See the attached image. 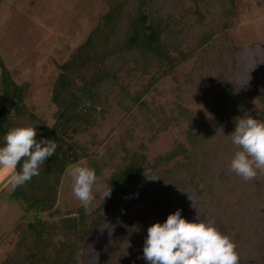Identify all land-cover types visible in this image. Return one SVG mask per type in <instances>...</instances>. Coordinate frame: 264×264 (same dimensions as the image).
Instances as JSON below:
<instances>
[{
  "label": "trees",
  "instance_id": "trees-1",
  "mask_svg": "<svg viewBox=\"0 0 264 264\" xmlns=\"http://www.w3.org/2000/svg\"><path fill=\"white\" fill-rule=\"evenodd\" d=\"M222 1L226 2L224 6ZM169 2L173 0H105L107 12L100 17L94 30L72 58L59 67V76L51 96L53 105L58 108L56 123L52 128L37 122L27 110L24 92L12 83L0 58V147L3 146V136L10 129L25 126H36L37 140L46 138L56 141L58 145L55 154L40 167V175L23 186H17L10 195L11 199L19 202L32 215L28 231L32 234L33 241L30 246L26 245V239L19 244L26 245L24 258L13 257L3 264L78 263L81 246L96 229L105 226L114 217L121 203L133 194L148 164L145 155L130 153L123 145L126 164L110 178L111 197L106 198L96 211L85 213L81 209L78 211V219H69L65 224L62 222L61 225H55L50 219L56 212L62 174L70 164L79 162L87 155L82 149L81 154L72 153L71 157L62 155V148L67 144L65 138L69 140L67 134L92 126L96 108L105 104L104 93L114 84L116 74L128 61L133 65L134 72L142 75L149 74L156 63L162 72L161 78H164L174 76L176 68L188 63L200 52L201 57L196 59L192 71L185 76L184 83L193 89L210 85L212 68L209 67L204 47L217 34L227 42L220 49L214 65L217 69V83L222 91L219 97L230 98L231 112L228 113L222 105L215 103L205 117L176 105V116L165 117L162 110H149L147 104L141 103L139 107L146 113L143 116L144 124L154 138L159 133H164L171 124H187L184 133L189 149L178 144L169 153L158 157L150 168L156 171L158 183L163 186L159 193L179 190V194L187 198L190 190L196 189L204 201L198 205L197 211L203 208L205 215H211L218 223L223 224L222 233L231 239L235 248L238 247L240 254L245 251L242 257H258L260 245L256 242L246 244V238L254 237V230H259L263 224L258 222L262 218L257 217L254 221H251L252 218L241 220L237 218L236 212H240L238 208H243L242 210L247 209L250 213L247 206L251 205L256 209L253 212L260 216V208L264 207V171L259 172L253 181H245L229 171L230 161L236 151L229 135L235 131L236 121L243 117L264 121V93L248 92L245 99H241L235 83V49L227 36L235 28V0H212L216 19L209 22H205L200 8L195 6L192 14L196 20L190 26L192 36L188 37L181 30L171 33L170 41L163 39L168 29L166 23L173 14V10L167 5ZM182 39L192 42L187 52L177 42ZM159 80L160 78H152L150 88ZM74 91L79 92L91 105L88 107L79 101ZM213 96L218 97L214 92ZM253 100L259 102L260 109H252ZM147 113H151L150 118L146 116ZM151 119L154 120L152 124ZM178 157H182L185 163H174L171 168L161 169ZM20 168L21 165H18L15 171L19 172ZM197 183H201V189ZM233 199L237 201L233 202ZM150 207L157 221L159 208L156 204ZM234 220L238 222L237 229L232 226ZM132 241H137L143 247L144 242L137 239L112 244L116 249L110 251L113 264L132 253ZM242 247L244 249L240 252Z\"/></svg>",
  "mask_w": 264,
  "mask_h": 264
},
{
  "label": "rangeland",
  "instance_id": "rangeland-1",
  "mask_svg": "<svg viewBox=\"0 0 264 264\" xmlns=\"http://www.w3.org/2000/svg\"><path fill=\"white\" fill-rule=\"evenodd\" d=\"M221 4L224 6L226 2L222 1ZM167 5L173 10V14L171 20L166 23L168 29L163 39L169 40L171 33L181 30L188 37L192 36L190 26L196 20L192 14L195 6L200 8L205 22L216 19L212 0H173ZM107 10L105 0H1L0 58L12 83L24 92L27 110L42 125L52 128L56 123L58 108L53 105L51 96L59 76V67L67 63L85 43ZM148 11H151L150 2ZM233 11L235 28L227 36L235 49L236 87L241 93V99H245L248 92L264 93V0H235ZM177 42L181 43L185 52L192 43L183 39ZM226 43V40L217 34L214 40L204 47L212 72L209 75L211 84L204 85L201 89H193L184 83L185 76L192 71L196 59L201 57L200 52L194 59L176 68L174 76L164 78H161L162 72L156 63L149 74L142 75L134 72L133 65L128 61L116 74L114 84L104 93L105 104L96 108L92 126H87L77 133L67 134L69 140L65 138L67 144L62 148V155L71 157L72 153L81 154L80 149L85 150L87 155L79 162L70 164L62 174L57 192L56 212L50 219L55 225H61L62 222L65 224L69 219H78V211L83 209L72 191L73 181L68 175L72 166H85L95 170V199L90 206V212H94L104 201L103 193L107 185L109 186L111 176L117 174L126 164L123 145L130 153L145 155L148 164L133 194L121 203L114 217L105 226L96 229L88 237V244L85 242L81 246L77 264H113L110 251L116 249L112 244L132 239L144 242L150 226L155 223L162 224L178 209L182 210V217L189 222L198 223L205 220V210L199 208L197 211L198 205L204 201L196 189H191L187 198H183L179 190L159 193L163 186L158 183L156 171L150 168L158 157L169 153L178 144L189 149L184 133L187 124H171L164 133H159L154 138L144 124L143 116L146 113L139 105L145 103L149 110H162L165 117L176 116V105L206 117L208 110L217 103L230 113V98L219 97L222 91L217 83V69L214 66L220 49ZM152 78L160 80L150 88ZM213 92L217 94V98H214ZM73 93L78 99L77 94L80 93ZM260 108L259 102L253 100L252 109ZM146 116L150 118L151 113ZM151 120L152 124L154 120ZM141 146L144 148L141 149ZM174 163L185 162L182 157H178L161 169L171 168ZM12 174L13 170L0 169V264L13 257L24 258L25 246H30L33 241V236L28 231L32 215L27 213L19 202L10 198L17 187L11 184ZM147 175L156 180L148 179ZM197 184L201 189V183ZM236 201L233 199V202ZM152 204L159 208L157 221L151 213ZM247 207L251 210L250 213L247 209L238 208L240 212H236L237 218H252L251 221L257 217L262 218L258 222L263 224L259 230H254V237L246 238V244L256 242L260 246L258 257H242L245 251L240 254L237 247L238 264H264V207L260 208V216L253 212L256 209L251 205ZM244 211L245 213H242ZM205 217V221L213 219L216 227L223 231V224L218 223V220L211 215ZM237 225V220H234L232 226L237 229ZM242 225L245 228L243 222ZM23 239H26L25 246L19 245ZM131 247L132 253L115 264H147L143 259V247L141 248L137 241H132ZM242 249L244 248H240V252Z\"/></svg>",
  "mask_w": 264,
  "mask_h": 264
},
{
  "label": "clouds",
  "instance_id": "clouds-1",
  "mask_svg": "<svg viewBox=\"0 0 264 264\" xmlns=\"http://www.w3.org/2000/svg\"><path fill=\"white\" fill-rule=\"evenodd\" d=\"M37 135L36 126H25L10 129L3 136L0 169L13 170V187L23 186L39 176L40 167L57 150L56 141L46 138L37 140ZM229 136L236 148L229 171L245 181H253L259 172L264 171V121L253 117L240 118L236 121L235 131ZM18 165L21 168L16 172ZM68 175L73 181L75 198L80 201L85 213H89L95 199V170L75 165L68 170ZM147 178L156 180L148 175ZM111 192L107 185L103 199L110 198ZM143 259L147 264H238L239 261L235 244L216 227L213 219L189 222L182 217V210L179 209L162 224L155 223L147 229Z\"/></svg>",
  "mask_w": 264,
  "mask_h": 264
},
{
  "label": "water",
  "instance_id": "water-1",
  "mask_svg": "<svg viewBox=\"0 0 264 264\" xmlns=\"http://www.w3.org/2000/svg\"><path fill=\"white\" fill-rule=\"evenodd\" d=\"M77 97H78V99H79L80 101H82V102L85 103L86 105H89V104H90V102H89L87 99H85L82 95L77 94Z\"/></svg>",
  "mask_w": 264,
  "mask_h": 264
}]
</instances>
